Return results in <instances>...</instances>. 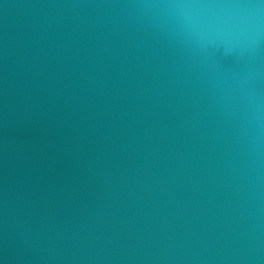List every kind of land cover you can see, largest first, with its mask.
<instances>
[{
	"label": "water",
	"instance_id": "1",
	"mask_svg": "<svg viewBox=\"0 0 264 264\" xmlns=\"http://www.w3.org/2000/svg\"><path fill=\"white\" fill-rule=\"evenodd\" d=\"M245 264H264V0H164Z\"/></svg>",
	"mask_w": 264,
	"mask_h": 264
}]
</instances>
